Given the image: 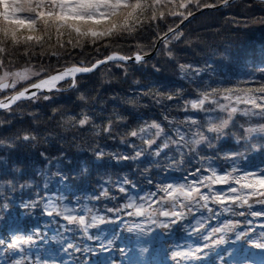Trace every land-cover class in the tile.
I'll list each match as a JSON object with an SVG mask.
<instances>
[{
  "label": "snow or ice",
  "instance_id": "snow-or-ice-1",
  "mask_svg": "<svg viewBox=\"0 0 264 264\" xmlns=\"http://www.w3.org/2000/svg\"><path fill=\"white\" fill-rule=\"evenodd\" d=\"M8 3L17 10L0 18V264H264V60L231 71V40L204 51L183 30L226 11L230 31L264 34V0ZM181 43L202 55L183 60ZM113 65L129 90L104 100L112 82L102 81L93 97L80 81ZM63 91L79 93V113L54 107ZM144 100L159 114L137 113ZM73 129L93 137L83 156L75 133L65 147ZM26 146L42 167L12 158Z\"/></svg>",
  "mask_w": 264,
  "mask_h": 264
},
{
  "label": "trees",
  "instance_id": "trees-1",
  "mask_svg": "<svg viewBox=\"0 0 264 264\" xmlns=\"http://www.w3.org/2000/svg\"><path fill=\"white\" fill-rule=\"evenodd\" d=\"M225 11V10H221ZM7 12L1 8L0 5V18H4L8 16ZM229 13L225 11V15H221L219 12H206L205 15L200 16L197 15V18L195 20H192L191 23H186L184 25L183 30L186 33H190L189 39L193 41L194 43H197L201 45V47L204 48V51H210L215 47L218 46H224L228 43V41L233 42L232 51L234 53V60L231 65V71L235 72H243L245 70L244 65L245 64H253V63H260L261 60H264V34H262L261 30L259 29H253L247 33L240 32L235 33L230 31L229 29L232 27V25H225V18L228 16ZM257 15H259V12H257ZM175 23H179V21H176ZM163 31H166V26ZM143 35V34H141ZM199 37V39H197ZM67 39V37H65ZM152 37L147 38L145 42H150ZM52 43H55V38L53 37ZM47 45H45V48ZM179 48L184 49L180 53V56L183 60H194L198 58L199 55H202V53L199 52L198 49L192 48L188 49L186 48L184 43H181L178 45ZM115 50V49H112ZM87 51L85 53L84 57L77 56L76 60L79 61L81 59L87 58ZM37 52H39V49H37ZM24 63V59L21 58L17 66H21ZM38 63V62H37ZM67 63L70 65L72 63V60L69 59L67 62L61 61L60 66H64V64ZM53 66L55 67V62H53ZM222 71H229L228 68L221 69ZM107 72L106 69H102L100 72L96 73L95 75H89L87 79L81 80V84H84L87 86L88 89H91V95L94 97L96 95V92L100 90V85L102 81H111L112 82V88L107 89L106 91L102 92V99L107 100L108 97L112 94V92L116 89H119L121 91H128L129 86L131 85L130 78L127 82H120V77L122 76V73L119 72L116 67L113 65L111 72V75H106ZM169 77L175 81L177 84H183L185 89L189 92L192 91L194 88V85L188 84L185 81H180L177 79L176 75L173 74L172 69L169 68L168 71ZM139 76V74H137ZM135 78V77H133ZM67 86V84L62 85V87ZM79 93H74L71 91L67 92H61L57 93V99L59 100V103L54 105V107L59 108L64 111H75L79 113L80 108L76 107V105L79 103L77 100ZM99 103V102H97ZM145 104H150V101L144 100L140 101V103L136 106L135 111L139 114L145 115L146 118H151L153 115H157L160 112V109L156 108L153 110H149L148 108L143 107ZM29 106L21 105V107L14 109L15 111L19 112L21 115H25L28 111ZM112 104H108V111L104 114L107 116L112 111ZM123 110V108L118 109ZM48 112H51V108L47 109ZM171 115H179L180 119H183L182 114H179L175 111L171 112ZM4 117L0 115V119H3ZM59 119V118H58ZM42 123L47 126L48 124V118L46 116H41ZM31 123V121L25 119L22 122H17L12 132H15L17 129H23L27 128L28 125ZM97 123H100L98 120ZM61 131H63L61 129ZM73 133L76 134L77 137H79L76 140L77 145L80 146L81 154L82 156L86 151H88V145L92 142L93 137L90 133L84 132V133H77L75 132V129L71 130L70 132L66 133L68 136V140L65 141V147L68 146L69 143L72 141ZM11 133H5V135H10ZM101 144L107 143L110 148L115 147V144L110 139H101ZM139 143V141H137ZM227 147V145H226ZM30 146L22 147L19 149L16 153L13 154V159H20L25 161L30 167L35 166L37 168L42 167V164L36 155L35 152H32L29 150ZM73 151H76L77 149L73 148ZM52 152V155H58V153L55 151V149L50 150ZM0 156H8V153L0 152ZM260 157L257 156L255 162H260ZM115 179V175L112 177ZM7 179V177H5ZM38 180H40L39 177H37ZM42 183V181H41ZM56 186H52V193L55 192ZM35 191V190H34ZM7 194V193H5ZM41 195H44L43 192H41ZM39 215V213H37ZM183 236V233H177L174 237L175 240L179 243H184V241L181 239Z\"/></svg>",
  "mask_w": 264,
  "mask_h": 264
},
{
  "label": "rangeland",
  "instance_id": "rangeland-1",
  "mask_svg": "<svg viewBox=\"0 0 264 264\" xmlns=\"http://www.w3.org/2000/svg\"><path fill=\"white\" fill-rule=\"evenodd\" d=\"M0 5L1 8H3V10L9 15L14 14L17 10L16 5L8 3V0H0Z\"/></svg>",
  "mask_w": 264,
  "mask_h": 264
},
{
  "label": "water",
  "instance_id": "water-1",
  "mask_svg": "<svg viewBox=\"0 0 264 264\" xmlns=\"http://www.w3.org/2000/svg\"><path fill=\"white\" fill-rule=\"evenodd\" d=\"M65 89H67V88H65Z\"/></svg>",
  "mask_w": 264,
  "mask_h": 264
}]
</instances>
